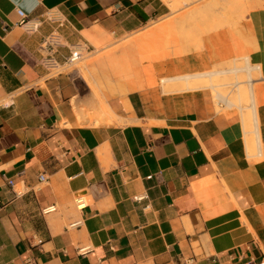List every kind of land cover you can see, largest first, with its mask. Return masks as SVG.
<instances>
[{
    "label": "crops",
    "instance_id": "obj_1",
    "mask_svg": "<svg viewBox=\"0 0 264 264\" xmlns=\"http://www.w3.org/2000/svg\"><path fill=\"white\" fill-rule=\"evenodd\" d=\"M170 5L0 0V264H264V8L198 50L150 55L143 83L110 98L97 126L77 115L74 76L43 65L53 33L61 64L85 37L120 39ZM245 56L259 67V153L242 111L217 112L207 88L160 85Z\"/></svg>",
    "mask_w": 264,
    "mask_h": 264
},
{
    "label": "rangeland",
    "instance_id": "obj_2",
    "mask_svg": "<svg viewBox=\"0 0 264 264\" xmlns=\"http://www.w3.org/2000/svg\"><path fill=\"white\" fill-rule=\"evenodd\" d=\"M170 1H171L170 13L168 15H166L165 17H163L157 21L148 23L140 31L135 32V33H131V34H127L120 39H110L108 41H97L91 37H85L86 41H83V42L85 43L86 46L83 45L84 43H80L83 48H82V50H80L81 57L78 60H76L72 63H61L56 69L50 70L51 74H53V75L58 74V73H71L74 76V79L77 81V83L79 85L80 96L78 97V99L75 102H73V106L75 107V110H76L77 114L79 115L80 119L85 120L86 119L85 115H87L86 116L87 118L93 117L94 113H96V111L98 112L100 107L106 106V103L110 98H112L114 96H118V95H124V94L128 93V91H126V90H130L131 88H133L134 90L138 89L144 80V78H142V74H141V64L148 61L150 55H153L155 53H163V52L166 55H173V52L176 49H178L173 44H171L170 42L167 45H162L160 43H153L152 44V42H154V41H152V39H154L153 37H155V35L148 36L146 33H147V31L153 29V27L156 28L158 25L162 24L163 21L164 22H168V20L169 21H172V20L178 21L180 23V25L182 26L180 29L184 30L185 32H187V30H190V34L191 33L195 34L193 32H196V34H197L196 38H199V40H200V41H198V40L195 41L196 43L199 42L200 43L199 45H197L196 43L195 44L192 43L193 41H191V42L190 41H184V44H186L188 46H185L184 44H182V46H183L182 49H189L190 48L192 50H194V49L197 50V49H200L202 47V39L205 36L215 34L216 32L224 30V29H232L238 33V31L241 30L242 26L244 27L245 24L250 22V15L252 12L264 8V0H246V1L244 0L245 2L243 0H239V1L238 0H233V1L229 0L230 4L228 3V6H227V3H225L226 1L228 2V0H224V3L222 2V0H218L219 2L216 0H213V1L212 0H176V1L170 0ZM211 1H212V6L210 5ZM242 1L244 4L242 3ZM207 3H209V4H207ZM213 3H214L215 7L219 8V11L221 12V14L216 15V13H218V9H216L217 11L215 10ZM224 4H226V6H227V7L225 6L226 9H224V10H227L229 6H230L229 8H231V10L228 9L229 11L228 10L225 11L226 13L228 12V15L226 16V14H225V17H223L224 16L223 14L225 12L223 10H221V9L225 8ZM235 8H238V9H236L234 11ZM211 9H214V10H211ZM208 11H210V12H208ZM215 11H216V13H215ZM242 12H244L245 14ZM232 13L233 14L235 13L236 15L234 14V16L232 17L231 16ZM217 16H219V17H217ZM228 16L230 17L229 22L227 20L229 18ZM209 17H211V18H209ZM217 18H220L222 21L220 19H218V20H220V22H217L218 21ZM211 20L214 22H212ZM225 20L227 21V23ZM232 21H234V23ZM215 22H217L218 24ZM235 22H236V24H235ZM201 30H202V33L200 32ZM133 36L135 37V40L137 37L138 38L140 37L141 39L140 38L139 39L137 38V39H138V41H142V42L139 43L137 41V43H139L137 45L136 41H134V39H133L134 38ZM142 37H143L145 42H143ZM155 41H157V40H155ZM188 42H190V43H188ZM144 43H146V45H144ZM129 44H131L132 47ZM139 45H141V46H139ZM147 45H149V46L147 47ZM145 46L147 48H145ZM150 47H152V48H150ZM159 47L160 48L162 47V48L160 49ZM128 48H129V50H128ZM120 49H122V50H120ZM150 50H151V53H150ZM110 51H112V52L110 53ZM122 52H124V53H122ZM128 52H130V53H128ZM112 53H115V55ZM119 53H120V55H118ZM104 54L105 55L107 54L105 56V58H104ZM119 56L121 58H119ZM107 58H109V59H107ZM97 59L99 60V62L96 61ZM117 59H118V62L116 61ZM98 63H101V65L100 64L98 65ZM243 64H244L243 58H235L234 61H232V62L220 64L219 66H215V68L212 71H214V70L215 71L229 70V69L233 68L235 65L242 66ZM91 65H93V66H91ZM85 67L87 68V71L89 68L91 69L88 72L89 74L87 73ZM217 76L218 75L212 77V80H213L212 84L215 86L217 91L219 90L218 92L225 99H227L228 101H230V99H232L231 103L235 102L236 105L235 104L234 105L231 104L228 106L225 105L226 104L225 102H223L219 98H216L217 97L215 95L216 92L214 90H212L211 88H208V86H207L208 84H204L201 87H195L192 90H196L197 88L198 89H202V88L209 89L211 97L213 98V102L214 103L217 102V104H215L217 112H222V111H226L229 109H236V110L240 111L239 108L244 109V112H245V107L247 108L248 103L246 102L247 103L246 104L245 101H243L245 103L244 104L242 102V100L237 99V97L235 96L236 95L235 93H236V90L238 87L236 88V86L234 84L239 83L238 84L239 88L241 87V85H243V87H245L246 86L245 81L247 80L246 74L243 72L242 73L239 72L237 74H235V73L220 74L219 77L216 78ZM253 78L256 79L255 75L253 76ZM124 87H125V89H124ZM85 95H86V99L88 98L87 101H86V99H83ZM95 95L99 96L98 102H97L98 97H96ZM233 100H236V101H233ZM102 101H104L105 103L101 105ZM237 101L238 102L241 101L243 104L241 102H239L240 104H238ZM84 103H85V105H84ZM86 103L90 104V105H86ZM98 103H100V104H98ZM218 105H219V107H218ZM83 111H84L85 115L84 114L81 115ZM91 113H92V115H91ZM82 116L84 118H82Z\"/></svg>",
    "mask_w": 264,
    "mask_h": 264
},
{
    "label": "bare ground",
    "instance_id": "obj_3",
    "mask_svg": "<svg viewBox=\"0 0 264 264\" xmlns=\"http://www.w3.org/2000/svg\"><path fill=\"white\" fill-rule=\"evenodd\" d=\"M176 1V0H175ZM174 1V2H175ZM213 1V0H212ZM212 1H211V6H212ZM216 1H218V0H216ZM231 1H233V0H231ZM239 1V0H238ZM244 1V0H243ZM243 1H242V3H243ZM246 1V0H245ZM244 1V2H245ZM219 2V1H218ZM217 2V3H218ZM222 2L224 3V0H222ZM210 3V2H209ZM209 3H207V4H209ZM215 3V2H214ZM214 3H213V6H214ZM225 3H227V6H228V3H229V0H228V2L226 1ZM216 4V3H215ZM230 4V3H229ZM244 4V3H243ZM226 6V4H224V7ZM226 6V7H227ZM207 7V6H206ZM222 7V6H221ZM226 7L225 8H223V9H221V10H223L224 12L225 11H227L228 9H230L231 10V8H229L228 7V9L227 10H224V9H226ZM214 8H215V10L216 9H218V13H216V11H215V13H216V15H219V14H221V12L219 11V8L218 7H215L214 6ZM236 9H238V8H235L234 9V11L236 10ZM202 10V9H201ZM211 10H214V9H211ZM229 11V10H228ZM242 11V10H241ZM208 12H210V11H208ZM213 12V11H212ZM220 12V13H219ZM232 12V11H231ZM207 13V12H206ZM242 13H244V12H242ZM225 14H226V16L228 15V12L226 13H224L223 15V17H225ZM235 14V13H234ZM234 14L232 13V17L234 16ZM245 14V13H244ZM215 15V14H214ZM236 15V14H235ZM187 16V15H186ZM212 16V15H211ZM222 16V15H221ZM217 17H219V16H217ZM222 17V18H223ZM229 17V16H228ZM236 17V16H235ZM238 17V16H237ZM209 18H211V17H209ZM213 18V17H212ZM227 18V17H226ZM225 18V19H226ZM218 19H220V18H217V20ZM230 19V17L227 19L228 20V22L230 21L229 20ZM213 20V19H212ZM211 20V21H212ZM221 20V19H220ZM220 20H218L217 22H220ZM237 20V19H236ZM210 21V22H211ZM216 21V20H215ZM222 21V20H221ZM226 21V20H225ZM212 22H214V21H212ZM217 22H215V23H217ZM233 23H234V21H232ZM231 22V23H232ZM237 22V21H236ZM236 22H235V24H236ZM161 23V22H160ZM226 23H227V21H226ZM218 24V23H217ZM224 24V23H223ZM211 26V25H210ZM152 27V26H151ZM182 26L180 25V23L178 22V21H169L168 20V22H162V24H160V25H158L156 28H154L153 27V29H151V30H149V31H147V35L148 36H152V35H155V37H153L154 39H152V41H154V42H152V44L153 43H160V44H162V45H167L169 42L171 43V44H173L176 48H178V49H176L174 52H173V55H182V54H186L187 52L189 53L190 51H192V49H182V44H184V41H193L192 43H196L195 41H200L199 40V38H196V32H193V33H195V34H190V30H187V32H185L184 30H182V29H180ZM205 28V27H204ZM203 29V28H202ZM189 31V32H188ZM146 32V31H145ZM201 33H202V30L200 31ZM198 33V32H197ZM157 34V35H156ZM199 34V33H198ZM199 36V35H198ZM134 37V36H133ZM138 38V37H137ZM136 38V40H135V37L133 38L134 39V41H136V43H137V41H138V39L140 38H138L137 39ZM145 38V37H144ZM152 38V37H151ZM141 39V38H140ZM142 39H143V37H142ZM155 40H157V41H155ZM139 43L140 42H142V41H138ZM143 42H145L144 41V39H143ZM190 42H188V43H190ZM139 43H137V45L139 44ZM132 44V43H131ZM131 44H129L130 46H131ZM151 44V43H150ZM193 44V45H194ZM197 45H199L200 43L198 42V43H196ZM128 45V46H129ZM144 45H146V43H144ZM185 46H188V45H186V44H184ZM192 45V44H191ZM134 46V45H133ZM139 46H141V45H139ZM138 46V47H139ZM149 45H147V47H148ZM153 46V45H152ZM184 46V47H185ZM190 46V45H189ZM132 47V46H131ZM146 46H145V48H147ZM191 47V46H190ZM150 48H152V47H150ZM158 48V47H157ZM160 48V47H159ZM162 48V47H161ZM160 48V49H161ZM186 48V47H185ZM192 48V47H191ZM196 48V47H195ZM156 49V48H155ZM101 50V49H100ZM120 50H122V49H120ZM128 50H129V48H128ZM164 50V49H163ZM194 50H196V49H194ZM198 50V49H197ZM118 51V50H117ZM157 51V50H156ZM112 51H110V53H111ZM114 52V51H113ZM162 52V51H161ZM118 53V52H117ZM122 53H124V52H122ZM121 53V54H122ZM128 53H130V52H128ZM143 53V52H142ZM150 53H151V50H150ZM112 54H114L115 55V53H112ZM107 55V54H106ZM105 54H104V58H105V56H106ZM118 55H120V53L118 54ZM125 55V54H124ZM127 55V54H126ZM117 56V55H116ZM118 57V56H117ZM111 58V57H110ZM114 58V57H113ZM119 58H121L120 56H119ZM126 58V57H125ZM243 58V65L242 66H237V65H235L233 68H231V69H229V70H221V71H210V72H206V73H201V74H194V75H187V76H181V77H167V78H161L160 79V82H161V87H162V90H163V92L164 93H170V92H178V91H186V90H192V89H194L195 87H201L202 85H204V84H208L207 86H208V88H211L212 90H214L215 92V95L217 96L216 98H219L220 100H222L223 102H225L226 104L225 105H231V104H235L236 105V103L235 102H232L231 103V100L232 99H230V101H228L227 99H225L218 91H217V89L215 88V86L212 84V77L213 76H216V75H218L216 78H218L219 77V75L220 74H225V73H235V74H237V73H239V72H243V73H245L246 74V78H247V80L245 81V83H246V86L245 87H243V85H241V87L239 88V86H238V84L239 83H235L234 85L236 86V88H237V90H236V97H237V99L238 100H242V102L243 101H245V103L247 102L248 103V106H247V108L245 107V112H244V109H242V108H239L240 109V111H242V113H241V115H242V117H245V119H247V120H249V122H250V128L248 129L249 131L247 132L248 133V135H250L251 137H250V145L253 147V146H256V151H258V153L260 152V149H261V142H260V139H259V132H258V126H257V114H256V107H257V103H256V96H255V88H254V86H253V79H255V78H253V76L254 75H259V67H258V65L257 66H255V65H251L250 64V62H249V57H242ZM107 59H109V58H107ZM111 60V59H110ZM124 60V59H123ZM95 61V60H94ZM96 61H98L99 62V60L97 59ZM95 61V62H96ZM117 62H118V59L116 60ZM101 65V63H98V65ZM259 64V63H258ZM91 66H93V65H91ZM87 67V66H86ZM85 67V68H86ZM88 68V67H87ZM87 68H86V71H87ZM92 68V67H91ZM91 69L89 68L88 69V71H87V73L90 71ZM89 74V73H88ZM256 77V76H255ZM215 78V77H214ZM213 78V79H214ZM258 78V77H257ZM260 78V77H259ZM258 78V79H259ZM257 79V80H258ZM237 80V79H236ZM239 81V80H238ZM237 81V82H238ZM241 84V83H240ZM218 85V84H217ZM118 86V85H117ZM218 87V86H217ZM127 88V87H126ZM235 88V89H236ZM124 89H125V87H124ZM133 88H131L130 90L131 91H133L132 90ZM130 90H126V91H130ZM125 92V91H124ZM92 95V94H91ZM90 95V96H91ZM96 96V95H95ZM108 96V95H107ZM96 97H98L97 99V102L99 101V96H96ZM78 99V98H77ZM83 99H86V95L84 96V98ZM88 99V98H87ZM87 99H86V101H87ZM109 99V98H108ZM213 99V98H212ZM80 101V100H79ZM101 101V100H100ZM215 101V100H214ZM233 101H236V100H233ZM103 102V103H102ZM101 102V105L102 104H104L105 102L104 101H102ZM238 102V101H237ZM239 102H241V101H239ZM238 102V104H240ZM241 102V103H242ZM82 103V102H81ZM88 103V102H87ZM86 103V105H90V104H87ZM219 103V102H218ZM244 103V102H243ZM242 103V104H243ZM244 103V104H245ZM246 103V104H247ZM98 104H100V103H98ZM215 104H217V102L215 103ZM241 104V105H242ZM80 105V104H79ZM84 105H85V103H84ZM100 106V105H99ZM243 106V105H242ZM81 107V106H80ZM244 108V107H243ZM95 109V108H94ZM90 110V109H89ZM93 110V109H92ZM91 110V111H92ZM97 110V109H96ZM87 111V110H86ZM85 111V112H86ZM88 112V111H87ZM80 114V113H79ZM85 115V113H84V111L82 112V114L81 115ZM89 114V113H88ZM78 115V114H77ZM91 115H92V113H91ZM74 116H76V114L74 115ZM87 115H85V118L89 121H95V125L96 124H99V123H102L101 122V120H103V119H106L107 121H109V119L111 118V117H113V115H112V112L110 111V109L108 108V105L107 106H103V107H100V109H99V111L97 112L96 111V113H94V116L93 117H86ZM117 117V116H116ZM80 118V117H79ZM82 118H84L83 116H82ZM78 118H76L75 120L76 121H78L77 120ZM93 121V122H94ZM104 121V120H103ZM114 122H116L115 120H113ZM84 122V121H83ZM114 122H112V123H114ZM121 122H122V120H121ZM86 123V122H85ZM120 124H122V123H120ZM86 125H88V124H86ZM102 125H104V122H103V124ZM107 125H108V123H107ZM114 125V124H113ZM90 126V125H89ZM97 126V125H96ZM247 131V130H246ZM245 131V132H246ZM252 147H250V148H252ZM250 148H248V149H250ZM257 153V152H256Z\"/></svg>",
    "mask_w": 264,
    "mask_h": 264
},
{
    "label": "built area",
    "instance_id": "obj_4",
    "mask_svg": "<svg viewBox=\"0 0 264 264\" xmlns=\"http://www.w3.org/2000/svg\"><path fill=\"white\" fill-rule=\"evenodd\" d=\"M57 23H58L59 27H62L64 25V23L60 22V20H57ZM83 45L86 46L85 44H83ZM62 47H63V43H62L61 37L57 33L51 34L43 42V45L41 47V50L43 51V55H44L43 65L45 67H47L49 70L56 69L60 65L55 61L53 55H55L57 53V51L59 49H61ZM82 48L83 47L80 43H77L75 46H73L72 49L69 50V55L65 59L64 63H72V62L78 60L81 57L80 50H82ZM38 181L40 184H42V183L46 182V178L44 177V175H39ZM7 186L14 192L12 181H7ZM14 194H15V192H14ZM76 205L78 208L83 207L84 206L83 199L80 197L77 198L76 199ZM80 252L82 254H84L87 252V250L82 249V250H80ZM25 264H35V263L31 260H26Z\"/></svg>",
    "mask_w": 264,
    "mask_h": 264
}]
</instances>
